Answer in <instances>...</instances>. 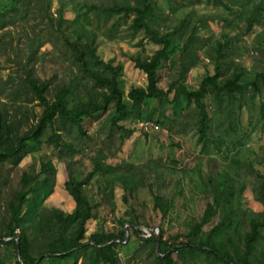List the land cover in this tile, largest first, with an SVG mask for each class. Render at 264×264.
I'll return each instance as SVG.
<instances>
[{"label":"rangeland","instance_id":"1","mask_svg":"<svg viewBox=\"0 0 264 264\" xmlns=\"http://www.w3.org/2000/svg\"><path fill=\"white\" fill-rule=\"evenodd\" d=\"M239 1L151 0L155 12L150 20L159 34L176 26L183 17L187 21L178 29L173 40L174 47L160 69L158 83L167 95L162 99H144L137 108L131 107L127 93L131 86H145L146 73L134 65L129 54L141 47H144L143 54H151L161 45L148 39L142 31H131L129 23L132 13L120 15L101 8L114 2L137 6L142 5L143 0H30L31 11L23 19L14 24L1 25V21L0 100L7 103L10 111L14 106L26 110V116L21 115V111L16 112V116L23 120L20 133L37 123L42 108L29 91L20 64L31 67L41 79H51V86L58 79L66 81L65 74L79 72L72 54L63 47V36L70 39L73 36L68 30L58 34L45 25L48 18L57 17L61 6L65 10L64 18L74 17L86 37H93L97 56L107 63L120 66L117 84L124 99L128 100L129 108L117 122L133 128L132 134L119 145L120 132L114 130L112 135H108V129L103 128L104 115L98 119L88 118L83 122L86 136L75 135L72 141L79 151L70 150L67 155L51 143L38 144L28 140V146L18 162L5 160L0 164L1 228L4 229L3 220L8 214L6 202L20 187V180L25 176L40 180L36 191L29 193V200L23 204V210H29L34 215L35 226L30 233L31 251L34 253L37 246L42 245V235L38 229L41 217L48 215L53 208L67 212L74 208V201L64 187L66 159L71 161L73 171L82 177L93 169L94 160L98 157L102 168L95 170L84 185V195L92 205V215L85 221L84 240L89 239L95 231L116 233L123 227L126 238L129 234L130 241L127 243L130 245L127 249L118 248V264H147L146 259L152 257L145 250V245L134 251L137 238L127 230L132 225L130 221L139 222L135 227L141 229L142 235H147L144 230L147 227L156 228L151 234L158 231V237L160 230L165 237L182 236L199 218L206 201L212 198L213 183L220 170H227L237 187L239 182L248 184L252 191L246 190L241 194V206L244 209L248 205L259 212L263 206L255 200L253 188L259 182L254 172L263 171L260 160L264 159V82L259 83L258 92L245 91L239 99L225 100L221 108L216 106L212 94L207 95L205 100L211 118L205 128L207 139L204 147L197 138L194 107L187 106L182 99L174 100V88L170 87V83L178 77L179 48L193 27L195 48L184 55L189 68L181 79L188 87L197 86L206 74L214 72L215 38L222 33L230 36L223 46L227 57L234 64L246 68L245 76H252L255 69L264 66V6L252 29L245 32L250 7L259 0H245L244 5ZM86 3L97 4L98 9ZM11 4L12 0H0V12ZM39 8L43 9L42 13L38 11ZM34 33L40 36L41 41L36 42V53L28 60V38ZM221 39L225 37L221 36ZM16 53L20 54V59ZM88 63L92 61L88 59ZM80 92L69 93L70 105L84 98ZM228 109L230 112L226 111ZM230 116L235 124L233 130L228 128ZM145 122H152L155 127L151 125L146 128ZM64 136L68 138L67 134ZM45 163L49 164L47 168L44 167ZM107 165L112 167L106 169L104 166ZM236 168L244 178H238L234 173ZM156 193L168 200V211L164 216L154 209L153 195ZM34 195L37 201L35 207L31 204ZM15 231L18 233L19 229ZM156 249L158 252V247ZM6 250L4 246L0 247V252L6 253ZM43 256L42 264H51V258L46 254ZM16 259H19V255L15 257L10 248L6 264H14ZM66 263L97 264L92 256L84 259L81 253L74 261L68 257Z\"/></svg>","mask_w":264,"mask_h":264},{"label":"trees","instance_id":"2","mask_svg":"<svg viewBox=\"0 0 264 264\" xmlns=\"http://www.w3.org/2000/svg\"><path fill=\"white\" fill-rule=\"evenodd\" d=\"M29 1L12 0L11 6L0 12V23L3 21L1 25L14 24L23 19L25 14L31 11ZM239 3L244 5L245 0ZM87 5L98 9L97 4ZM263 6L264 0H259L250 7L245 32L252 29ZM101 9L120 15L132 13L129 23L131 31L134 33L142 31L148 39L161 45L151 54H143L144 47L129 54L134 65L146 73L145 86H131L127 93L131 107L137 108L144 99L165 97L166 90L158 83L160 69L167 61L168 53L174 47V37L178 29L185 25L186 17H183L170 30L159 34L150 20L155 12L151 0H143L142 5L137 6L114 2ZM38 11L42 13L43 9L39 8ZM64 11V7L61 6L57 17L48 18L45 25L58 34H64L68 30V33L73 36L71 39L63 36V47L72 54L79 72L65 74L66 81L58 79L55 85L51 86V79H41L34 74L31 67L20 64L24 74L23 79L42 108L38 114L37 123L35 122L20 133V124L23 120L16 116V112L21 111V115L26 116V110H22L20 106H14L10 111L7 103L0 100V164L5 160L11 163L18 162L28 146V140L38 144L51 143L60 151L64 150V155H67L70 150L79 151L72 141L75 135L86 136L83 122L88 118L98 119L104 115L103 128L108 129V135H112L114 130L120 132L119 145H122L126 137L133 132V128H127L117 122L129 108L128 100L124 99L123 92L117 84L116 76L120 66L100 59L95 53L93 37L90 36L89 39L86 37L79 29L74 17L64 18ZM195 36L193 27L179 48L178 77L170 83V87L174 88V100L182 99L187 106L194 107L197 138L202 141L204 147L207 139L205 128L211 118L205 100L207 95L212 94L216 106L221 108L225 100L239 99L245 91L258 92L259 83L264 82V66L255 69L252 76H245L246 68L234 64L227 57L223 46L224 43H228L227 38L230 36L222 33L224 40L221 36L215 38L214 72L206 74L197 86L188 87L181 80L189 68L184 55L195 48L193 42ZM38 41H41L40 36H36L35 33L29 36L26 59L30 60L34 57L35 44ZM262 44L264 52V43ZM16 55L18 59L21 58L19 53ZM88 59L92 63H88ZM74 91H81L84 98L70 105L68 95ZM236 93H238L237 97ZM226 111L230 112V109ZM234 126L230 116L228 128L233 130ZM64 134H67L68 138H65ZM66 161L67 178L64 181V187L74 201L73 210L67 212L53 208L48 215L41 217L38 229L42 235V245L37 246L33 253L30 233L35 226L34 215L29 210L24 211L23 204L29 200L27 195L34 193L41 181L28 176L22 178L20 187L6 202L8 214L3 220L5 221L4 229L0 226V247L4 246L7 250L6 253L0 252V264H6L10 248L13 255L15 257L19 255L22 261L21 263L19 259H16L14 264H42L43 254L51 258V264H67L68 257L74 261L80 253L84 259L92 256L97 264L119 263L118 248L127 249L130 245L127 243L130 241L129 234L126 238L123 227L116 233L95 231L89 239L84 240L85 221L92 215V205L84 195V185L89 182L95 170L102 168L99 157L94 160L93 169L82 177L73 171L71 161L69 159ZM260 162L263 165V171L254 172V177L259 182L253 188V193L254 191L256 193L255 200L263 206L259 212L250 209L248 205L244 209L241 206V194L246 190L252 191L248 184L244 181L239 182L237 187L232 180L233 176L227 170H220L215 176L212 198L206 201L199 218L191 223L188 231L182 234L183 237L180 234L165 237L162 230L159 237L156 233L142 235L141 229L135 227L139 222L130 221L132 225L127 227V230L129 233H134L137 238L134 251L142 249L141 245H145V250H148L152 256L146 259L147 264H264V159ZM48 165L45 163L44 167L47 168ZM104 167L109 169L112 166ZM251 169L254 170L252 165ZM234 173L238 178H244L238 168L234 170ZM1 184L2 178H0V186ZM153 196L154 209L164 216L168 211V200L159 193ZM36 202L34 195L31 200L33 207ZM16 228L19 229L18 233L15 231ZM6 238L10 239L6 240ZM88 240L91 242L88 243Z\"/></svg>","mask_w":264,"mask_h":264},{"label":"water","instance_id":"3","mask_svg":"<svg viewBox=\"0 0 264 264\" xmlns=\"http://www.w3.org/2000/svg\"><path fill=\"white\" fill-rule=\"evenodd\" d=\"M144 230L147 232V235H149V234H151L152 232H154L157 229L156 228H147V227H144ZM156 234L159 235V232L156 231ZM19 261L22 263L20 256H19Z\"/></svg>","mask_w":264,"mask_h":264},{"label":"built area","instance_id":"4","mask_svg":"<svg viewBox=\"0 0 264 264\" xmlns=\"http://www.w3.org/2000/svg\"><path fill=\"white\" fill-rule=\"evenodd\" d=\"M150 123H151V124H150ZM144 125H145V127L147 128L148 126H151V125L154 126L155 124L152 123V122H145ZM154 127H155V126H154ZM154 127H153V128H154Z\"/></svg>","mask_w":264,"mask_h":264}]
</instances>
